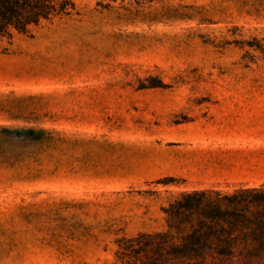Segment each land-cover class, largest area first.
Here are the masks:
<instances>
[{"label": "rangeland", "instance_id": "1", "mask_svg": "<svg viewBox=\"0 0 264 264\" xmlns=\"http://www.w3.org/2000/svg\"><path fill=\"white\" fill-rule=\"evenodd\" d=\"M71 1L0 35V264H115L178 194L259 188L215 139L264 91V0Z\"/></svg>", "mask_w": 264, "mask_h": 264}, {"label": "trees", "instance_id": "2", "mask_svg": "<svg viewBox=\"0 0 264 264\" xmlns=\"http://www.w3.org/2000/svg\"><path fill=\"white\" fill-rule=\"evenodd\" d=\"M73 10L71 0H0V35L26 34ZM163 214V231L115 242V264H264V186L183 192Z\"/></svg>", "mask_w": 264, "mask_h": 264}, {"label": "crops", "instance_id": "3", "mask_svg": "<svg viewBox=\"0 0 264 264\" xmlns=\"http://www.w3.org/2000/svg\"><path fill=\"white\" fill-rule=\"evenodd\" d=\"M233 112L224 120L230 125L215 146L230 154L225 169L247 171V187L264 186V91L242 92Z\"/></svg>", "mask_w": 264, "mask_h": 264}]
</instances>
